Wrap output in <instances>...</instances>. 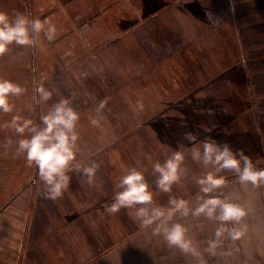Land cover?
<instances>
[{
	"label": "crops",
	"instance_id": "1",
	"mask_svg": "<svg viewBox=\"0 0 264 264\" xmlns=\"http://www.w3.org/2000/svg\"><path fill=\"white\" fill-rule=\"evenodd\" d=\"M20 1L23 2L20 13L29 16L26 0ZM259 1V6L246 15L241 61L188 92L178 90V100L166 103L157 112L152 111L151 104L162 98L159 90L163 80L154 75L146 81V74H140L137 69L140 60L132 59L124 66L131 68L130 74H97L93 69L81 74L78 68H69L70 74L51 80L53 96L47 107L43 103L40 106L38 97L34 98L37 82L36 77H32L34 86L30 84L29 88L33 96L30 92L19 102L25 107L0 115V264H200L198 257L169 246L162 233L154 232L158 224L171 227L177 223L187 229L186 238L192 241L206 264H264V185L242 186L230 170L221 173L228 183L208 195H219L243 206L247 215L239 224L229 222L228 226L238 229L246 226V231L236 241L225 233L214 255L208 251V243L220 227L215 219L191 213L183 216L178 211L170 220L165 217L163 221L141 227L135 212L142 205L122 208L112 215L105 211L113 202L115 184L123 174V166H137L144 171L153 192L150 208L168 209L170 199H184L189 202V208L194 209L207 199L196 184V178L206 170L190 155H186L179 179L170 192L159 190L157 174L152 171L153 161H162L179 144L188 145L184 139L188 132L198 135L200 140L211 136L219 142H227L233 150H243L254 161L260 158L257 166L264 168V0ZM51 3L49 0L46 8ZM52 8L45 12L40 10L34 19H44ZM66 15L81 20L82 26H67L68 31L62 34H83L89 17L80 13L77 18ZM104 29L107 30V26ZM30 47L25 63L28 67H32L34 61ZM108 48L106 45L102 49L107 51ZM118 55L109 61L104 59V66L113 62L115 67L122 68L126 61L123 62L119 50ZM96 61L87 59L82 63L92 66ZM109 90L113 96L107 94ZM69 96L73 97V107L81 114L76 159L87 164L95 161L100 167L91 186L80 173H69L72 176L69 190L62 198L51 201L43 196L36 168L27 166L24 157L16 154L19 138L5 125L13 114L39 124L40 116L55 101ZM116 99L119 105L109 101ZM101 100L107 101L104 119L99 128L92 127L89 117L95 115L94 109ZM128 113L131 117H127Z\"/></svg>",
	"mask_w": 264,
	"mask_h": 264
},
{
	"label": "rangeland",
	"instance_id": "2",
	"mask_svg": "<svg viewBox=\"0 0 264 264\" xmlns=\"http://www.w3.org/2000/svg\"><path fill=\"white\" fill-rule=\"evenodd\" d=\"M48 1L26 0L27 12L32 19L40 10L45 12L53 6L44 19H50L58 33L51 44L41 34L35 46L30 47L37 65L34 61L32 67L25 64L29 59V46L13 43L0 57V77L9 78L27 89L22 96L11 97L16 110L25 107L19 102L32 92L29 87L33 85L31 79L34 76L37 85L43 83L50 90L51 80L70 74L68 69L71 67L72 70L78 68L81 74H88L89 69L97 74H130L131 68L124 66L133 59L140 60L137 69L140 74H146V81L154 75L163 80L159 90L162 98L151 104L154 106L152 111L157 112L166 103L178 100V90L188 92L241 61L246 15L260 3L259 0H231V4L229 0H92L90 3L89 0H51V6L46 8ZM22 3L20 0H0V11L9 15L20 13ZM66 13L71 17L79 13L89 17L87 21L90 22L84 23L83 34H62V31H68L67 26H82L81 20L69 18ZM106 26L107 30L104 29ZM106 45H109L107 51L102 49ZM118 50L123 62L126 61L123 67H115L113 62L105 67L104 59L112 60L116 54L119 57ZM87 59H96L97 63L86 66L82 62ZM22 62L24 66L20 65ZM109 101L119 105V99ZM42 103L47 107L50 100L47 104L41 102L40 106ZM122 106L126 107L123 102ZM31 117L35 118V115ZM127 117H131L129 113Z\"/></svg>",
	"mask_w": 264,
	"mask_h": 264
},
{
	"label": "clouds",
	"instance_id": "3",
	"mask_svg": "<svg viewBox=\"0 0 264 264\" xmlns=\"http://www.w3.org/2000/svg\"><path fill=\"white\" fill-rule=\"evenodd\" d=\"M43 37L52 42L57 38V28L50 19H32L23 13L9 15L0 11V57L8 51L9 46L15 43L21 46H35L37 37ZM26 88L9 78L0 77V115L14 113L15 104L11 97L25 94ZM53 96L52 91L41 83L35 87L34 98L37 103L47 102ZM107 101L101 100L94 109L95 115L89 117L92 127L99 128L104 119L103 112ZM81 114L73 107V97H61L40 116L37 124L30 118L13 114L5 127L18 137L16 140V154L22 155L27 166L35 167L37 178L42 183V192L45 199L56 201L69 190L72 176L69 173L78 172L89 186L93 185L96 172L100 165L93 161L91 164L77 161L79 132L77 130ZM211 131V129H207ZM188 145L179 144L162 161L152 162V171L157 174L156 185L160 191L170 192L172 185L179 179V173L184 164L186 155H190L203 169L196 178L200 192L207 199H203L198 207L189 208V202L184 199H170V208L149 207L153 204V192L146 182L144 171L137 166H123L122 175L115 184L112 203L105 211L110 215L118 213L122 208H136L135 217L141 227H148L156 221L168 220L176 212L183 216L204 215L208 219L220 222L215 231V238L208 243V251L215 254L216 249L223 243L225 233L232 241L239 240L246 231L241 228L229 227L228 223L239 224L247 215L246 209L240 204L231 203L219 195L209 196L216 190L224 187L228 181L221 173L230 170L236 174L240 185L250 184L252 187L264 185V168L258 167L260 158L254 161L241 149L233 150L227 142H219L211 136L200 140L198 135L188 132L184 134ZM11 141L8 140V143ZM150 159V157H147ZM219 210V212H218ZM218 212V214H217ZM155 234H163L169 246H175L182 253H190L200 259V264H206L200 253L186 238L187 229L182 224H173L167 227L158 224Z\"/></svg>",
	"mask_w": 264,
	"mask_h": 264
}]
</instances>
